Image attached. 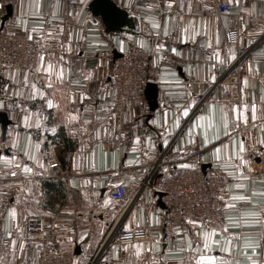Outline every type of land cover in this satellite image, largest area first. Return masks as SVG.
Wrapping results in <instances>:
<instances>
[{"label": "crops", "instance_id": "1", "mask_svg": "<svg viewBox=\"0 0 264 264\" xmlns=\"http://www.w3.org/2000/svg\"><path fill=\"white\" fill-rule=\"evenodd\" d=\"M92 1L0 0V29L27 33L41 49L36 69L0 67V113L9 119L6 134L0 122V192L9 203L2 223L12 238L0 263L35 264L20 226L46 213L57 215L58 250L98 254L99 264H264V0H222L233 15L200 0H105L114 10L104 15ZM229 27L241 31L237 45L227 43ZM133 46L158 66V107L151 111L146 96V116L127 108L130 135L118 149L103 133L99 100L116 58ZM243 49L234 104L221 80ZM246 124L254 132L245 141L237 128ZM256 146L262 152L247 159ZM195 150L207 173L232 180L218 220L190 217L181 226L153 186L194 167ZM119 182L140 189L133 201V191L111 198ZM136 228L149 237L113 241L116 230Z\"/></svg>", "mask_w": 264, "mask_h": 264}, {"label": "built area", "instance_id": "2", "mask_svg": "<svg viewBox=\"0 0 264 264\" xmlns=\"http://www.w3.org/2000/svg\"><path fill=\"white\" fill-rule=\"evenodd\" d=\"M203 9L217 15H233V6L222 0H200ZM239 27H229L226 30L227 43L237 45L240 41ZM40 47L27 33H13L5 28L0 29V67L20 70L36 69L39 64ZM248 50L237 52L229 63L227 76L221 80L224 85L222 96L225 101L239 103V83L244 72L245 59ZM169 58V57H167ZM158 66L153 62L151 54L133 46L122 52L115 60L109 77V82L103 96L99 100L102 111V129L106 135H111L112 143L118 149L127 143L130 129L124 116L127 108L133 109L138 115L146 116L149 111L146 99V87L150 82H156ZM237 132L245 141L254 131L250 125H240ZM106 147L111 148V143ZM262 152L259 146L248 148L245 156L254 160ZM194 167L178 169L166 176H159L153 186L156 194L163 193L167 216L173 223L181 226L185 219L198 217L204 221H216L224 210L223 191L232 180L225 174L207 173L202 167V154L195 150L190 156ZM151 171V176L162 165L157 161ZM50 168L58 169L60 163L53 158L49 161ZM144 184L146 182H143ZM140 189H134L126 182L114 184L110 196L114 200L125 199L133 191L130 202L135 199ZM245 205V203H242ZM9 206L8 200L0 192V252L6 253L11 247L12 238L3 227V217ZM21 237L25 244H30L34 250L35 264H99L98 254L86 258L74 251L58 250L57 215L40 213L25 218L20 226ZM149 237L146 228L132 230L119 229L113 233V241L118 245L131 244ZM0 264H6L5 262Z\"/></svg>", "mask_w": 264, "mask_h": 264}, {"label": "water", "instance_id": "3", "mask_svg": "<svg viewBox=\"0 0 264 264\" xmlns=\"http://www.w3.org/2000/svg\"><path fill=\"white\" fill-rule=\"evenodd\" d=\"M104 4L108 8L104 7ZM91 7L92 8H99L103 12L104 15H106V13L109 12L111 9L114 10V8L110 4H107L105 2V0H93ZM145 92H146L147 99L149 101L150 109H151V111H154L158 107V96H159V90H158L156 83H154V82L148 83ZM150 117H151V115L149 114L147 116V118H150ZM0 122L2 123L3 132H4V134H6V130L8 127L7 125L9 123V119H8V116L6 113H4V112L0 113ZM158 196H159L158 203L161 206H164V203L162 201L163 193H158ZM78 252L79 251H77V253Z\"/></svg>", "mask_w": 264, "mask_h": 264}, {"label": "snow or ice", "instance_id": "4", "mask_svg": "<svg viewBox=\"0 0 264 264\" xmlns=\"http://www.w3.org/2000/svg\"><path fill=\"white\" fill-rule=\"evenodd\" d=\"M186 114V113H185Z\"/></svg>", "mask_w": 264, "mask_h": 264}]
</instances>
